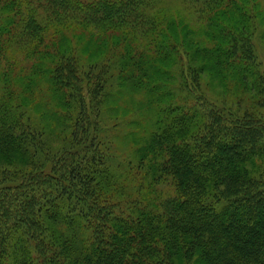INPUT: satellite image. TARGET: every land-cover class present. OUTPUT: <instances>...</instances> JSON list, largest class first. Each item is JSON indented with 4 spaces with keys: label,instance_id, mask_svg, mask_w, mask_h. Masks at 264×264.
<instances>
[{
    "label": "trees",
    "instance_id": "16d2710c",
    "mask_svg": "<svg viewBox=\"0 0 264 264\" xmlns=\"http://www.w3.org/2000/svg\"><path fill=\"white\" fill-rule=\"evenodd\" d=\"M169 1L186 4L194 25ZM255 7L0 0V264H264ZM79 29L78 46L96 42L104 57L78 54L66 33ZM205 71L221 84H205ZM112 101L142 112L120 123L133 158L113 160L117 135L103 131L101 111ZM35 107L59 122L58 147Z\"/></svg>",
    "mask_w": 264,
    "mask_h": 264
},
{
    "label": "rangeland",
    "instance_id": "374dc122",
    "mask_svg": "<svg viewBox=\"0 0 264 264\" xmlns=\"http://www.w3.org/2000/svg\"><path fill=\"white\" fill-rule=\"evenodd\" d=\"M86 1V0H84ZM92 1H97V0H89V2ZM251 5L252 6H256L254 8V11L256 12V14L253 15L254 17V22H255V26L256 28L254 29L255 32L254 33V43H255V49H256V53L260 62V69L261 71L264 73V0H251ZM167 6L166 7L168 10H170V13L177 16V18H179L178 16L182 15L184 16L186 19L190 20V23L192 25H194L193 23L196 22V18H193V13L191 12L190 8H188V6L186 4H182L181 2L178 1H169L167 2ZM253 11V12H254ZM256 15V16H255ZM85 31H83L82 29H79L77 32L71 30V31H67V35L68 37L71 39V41H73V45H75L77 48L78 43L77 40H79L78 37H76L75 35L79 34L81 40L84 39L85 35L84 33ZM101 33L98 30H94V35L98 36ZM109 34V33H108ZM87 35V34H86ZM112 36V34H110ZM95 41V39H93ZM96 42L92 43L91 45H89L88 48H78V54H80L82 56V58H85L87 61V63L93 62L95 60H98L102 57H104L106 54L104 52H100L98 51V45L95 44ZM115 51L117 52L118 49H112V53H115ZM15 54V58L17 59L18 62L22 63L20 64V66H31V62H28L27 59H23V56L18 54V52H14ZM115 57L111 55H109V64H110V68L111 71L115 74H118L120 71V67L121 64L116 63V60H114ZM8 64H10L11 62L8 59ZM7 62L4 63V65L7 64ZM2 69H4V67H2ZM1 69V70H2ZM113 78H117L116 75H113ZM203 80L204 83H211L213 86L215 85H220L221 84V77H216V75H211L209 76V72L207 73V71H205V73L203 74ZM112 86H117L118 88L120 87L121 83L120 80L117 79H113L112 80ZM212 81V82H211ZM224 82V81H223ZM215 84V85H214ZM122 88V87H121ZM120 88V89H121ZM222 88V87H221ZM212 87L208 86V95L213 93V91H211ZM112 91V90H111ZM231 93L236 97L237 96V91L236 90H230ZM131 92V90H130ZM0 93H1V89H0ZM135 100L137 102H141L143 101L145 98L143 97V95H141L140 93L136 94L135 96ZM230 99H233L230 97ZM109 100V99H108ZM90 102V97L88 98V103ZM26 104V103H25ZM109 105L113 106V108L111 106H102L101 107V111L104 112V116H103V131H109V134H113L115 133L117 135L116 139L114 138V144L116 145V150L115 152L117 154L113 155V160H119V157L121 156L120 154H123V156H125V158H133L134 154L132 152V149L129 147V143L128 141H126L123 137V135L128 131V129L126 128L125 125L120 124V123H125L123 119H126L131 122L134 120L136 121V119H142V112L141 111H137V113H131L129 110L124 109L125 104H120L118 105L117 103H115V101L112 102H108ZM41 108H30L29 112L30 115H32V119L39 124V127H41V129H43V134L45 139L48 141L49 145H53V147H58L61 143L62 140L58 139L56 132H57V128L60 126L59 122L53 118L52 116H44L41 113ZM130 114L133 116V114H137L138 116H130ZM107 125V126H106ZM132 139V137H131ZM130 140V139H128ZM123 152V153H120ZM120 153V154H119ZM116 158V159H115ZM120 161H116L115 163H119Z\"/></svg>",
    "mask_w": 264,
    "mask_h": 264
}]
</instances>
